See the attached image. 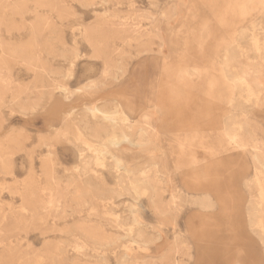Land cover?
Instances as JSON below:
<instances>
[{"label":"rangeland","instance_id":"374dc122","mask_svg":"<svg viewBox=\"0 0 264 264\" xmlns=\"http://www.w3.org/2000/svg\"><path fill=\"white\" fill-rule=\"evenodd\" d=\"M0 264H264V0H0Z\"/></svg>","mask_w":264,"mask_h":264},{"label":"bare ground","instance_id":"6f19581e","mask_svg":"<svg viewBox=\"0 0 264 264\" xmlns=\"http://www.w3.org/2000/svg\"><path fill=\"white\" fill-rule=\"evenodd\" d=\"M228 66V65H227ZM188 73V72H187ZM191 74V73H190ZM91 112H93V113H95V112H98V113H101V111L97 108V107H95L94 109H92L91 110ZM102 115L103 116H105V117H108L105 113H102ZM82 165V164H81ZM88 165V164H87ZM84 167H85V165H83ZM87 169H88V167H87ZM87 173V172H86ZM189 188V187H188ZM193 199V198H192ZM209 199H211V198H209ZM194 200V199H193ZM191 202H193V201H190V203ZM214 205V204H213ZM212 206V205H211ZM199 208V207H198ZM213 209V208H212ZM249 226V225H248ZM252 233V232H251ZM261 245V244H260Z\"/></svg>","mask_w":264,"mask_h":264}]
</instances>
